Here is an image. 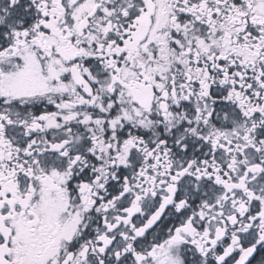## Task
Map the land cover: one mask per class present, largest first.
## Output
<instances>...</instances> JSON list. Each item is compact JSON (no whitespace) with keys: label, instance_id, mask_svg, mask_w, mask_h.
Wrapping results in <instances>:
<instances>
[{"label":"snow or ice","instance_id":"snow-or-ice-1","mask_svg":"<svg viewBox=\"0 0 264 264\" xmlns=\"http://www.w3.org/2000/svg\"><path fill=\"white\" fill-rule=\"evenodd\" d=\"M0 264H264V0H0Z\"/></svg>","mask_w":264,"mask_h":264}]
</instances>
